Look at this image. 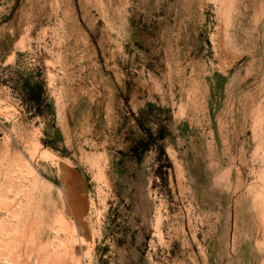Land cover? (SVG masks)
I'll return each instance as SVG.
<instances>
[{
    "label": "rangeland",
    "instance_id": "obj_1",
    "mask_svg": "<svg viewBox=\"0 0 264 264\" xmlns=\"http://www.w3.org/2000/svg\"><path fill=\"white\" fill-rule=\"evenodd\" d=\"M0 264H264V0H0Z\"/></svg>",
    "mask_w": 264,
    "mask_h": 264
},
{
    "label": "trees",
    "instance_id": "obj_2",
    "mask_svg": "<svg viewBox=\"0 0 264 264\" xmlns=\"http://www.w3.org/2000/svg\"><path fill=\"white\" fill-rule=\"evenodd\" d=\"M27 82H29L27 80ZM44 95V84L43 83H36L33 86H30V83L26 86V88H24L23 90V97L25 102L29 103V104H33L38 102ZM39 99V100H38ZM37 115H41L40 112L36 113ZM139 124L142 126V123L140 121H138ZM162 140V138L160 139ZM151 144H146L144 146V151L149 150ZM138 146L136 145L135 147H133V149L131 151L137 152L138 151ZM162 155L165 156L164 151L162 150Z\"/></svg>",
    "mask_w": 264,
    "mask_h": 264
}]
</instances>
